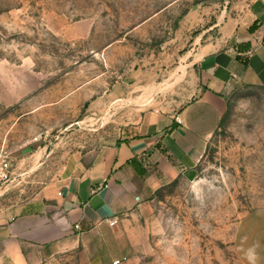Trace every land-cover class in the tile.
<instances>
[{
	"label": "rangeland",
	"instance_id": "rangeland-1",
	"mask_svg": "<svg viewBox=\"0 0 264 264\" xmlns=\"http://www.w3.org/2000/svg\"><path fill=\"white\" fill-rule=\"evenodd\" d=\"M236 1L0 0V223L140 106L187 100L192 39ZM117 247L112 264H264V85L229 90L193 176L127 216Z\"/></svg>",
	"mask_w": 264,
	"mask_h": 264
},
{
	"label": "crops",
	"instance_id": "crops-1",
	"mask_svg": "<svg viewBox=\"0 0 264 264\" xmlns=\"http://www.w3.org/2000/svg\"><path fill=\"white\" fill-rule=\"evenodd\" d=\"M192 40L187 100L140 106L115 145L69 154L57 179L0 223V264H112L125 218L193 176L229 90L264 85V0L232 2Z\"/></svg>",
	"mask_w": 264,
	"mask_h": 264
},
{
	"label": "built area",
	"instance_id": "built-area-1",
	"mask_svg": "<svg viewBox=\"0 0 264 264\" xmlns=\"http://www.w3.org/2000/svg\"><path fill=\"white\" fill-rule=\"evenodd\" d=\"M11 179L10 164L6 160L0 161V186L7 183ZM114 221L110 222V226L114 225Z\"/></svg>",
	"mask_w": 264,
	"mask_h": 264
}]
</instances>
